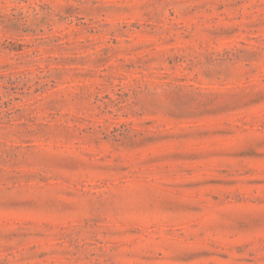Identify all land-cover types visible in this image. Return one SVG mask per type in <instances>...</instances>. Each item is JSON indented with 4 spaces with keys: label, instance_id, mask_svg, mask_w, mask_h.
<instances>
[{
    "label": "rangeland",
    "instance_id": "374dc122",
    "mask_svg": "<svg viewBox=\"0 0 264 264\" xmlns=\"http://www.w3.org/2000/svg\"><path fill=\"white\" fill-rule=\"evenodd\" d=\"M0 264H264V0H0Z\"/></svg>",
    "mask_w": 264,
    "mask_h": 264
}]
</instances>
